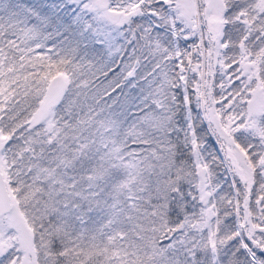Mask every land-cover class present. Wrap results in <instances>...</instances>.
Listing matches in <instances>:
<instances>
[{"label":"snow or ice","instance_id":"snow-or-ice-1","mask_svg":"<svg viewBox=\"0 0 264 264\" xmlns=\"http://www.w3.org/2000/svg\"><path fill=\"white\" fill-rule=\"evenodd\" d=\"M0 264H264V0H0Z\"/></svg>","mask_w":264,"mask_h":264}]
</instances>
